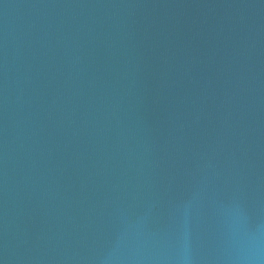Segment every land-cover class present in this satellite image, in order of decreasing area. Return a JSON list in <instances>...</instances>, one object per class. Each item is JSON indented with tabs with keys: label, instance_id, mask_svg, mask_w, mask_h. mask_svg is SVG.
I'll return each mask as SVG.
<instances>
[{
	"label": "water",
	"instance_id": "water-1",
	"mask_svg": "<svg viewBox=\"0 0 264 264\" xmlns=\"http://www.w3.org/2000/svg\"><path fill=\"white\" fill-rule=\"evenodd\" d=\"M0 264H264V0H0Z\"/></svg>",
	"mask_w": 264,
	"mask_h": 264
}]
</instances>
